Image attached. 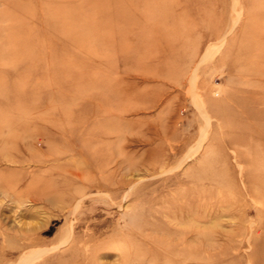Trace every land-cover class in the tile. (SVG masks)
<instances>
[{
	"label": "rangeland",
	"instance_id": "rangeland-1",
	"mask_svg": "<svg viewBox=\"0 0 264 264\" xmlns=\"http://www.w3.org/2000/svg\"><path fill=\"white\" fill-rule=\"evenodd\" d=\"M27 263L264 264V0H0V264Z\"/></svg>",
	"mask_w": 264,
	"mask_h": 264
},
{
	"label": "bare ground",
	"instance_id": "bare-ground-1",
	"mask_svg": "<svg viewBox=\"0 0 264 264\" xmlns=\"http://www.w3.org/2000/svg\"><path fill=\"white\" fill-rule=\"evenodd\" d=\"M1 126H2V125H1ZM65 132H66L65 134H67L69 131H66V130H65ZM72 148H73V147H72ZM78 150H79V149H78ZM83 156H84V155H83ZM250 226H251V225H250ZM262 246H263V244H262ZM29 255H30V254H29ZM28 263H29V262H28ZM28 263H27V264H28Z\"/></svg>",
	"mask_w": 264,
	"mask_h": 264
}]
</instances>
